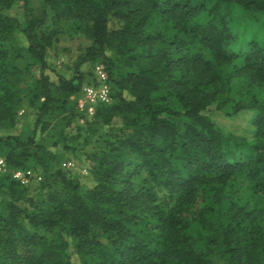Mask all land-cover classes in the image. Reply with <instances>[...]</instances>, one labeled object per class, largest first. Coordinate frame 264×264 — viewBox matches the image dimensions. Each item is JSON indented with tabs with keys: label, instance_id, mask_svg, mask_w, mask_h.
I'll use <instances>...</instances> for the list:
<instances>
[{
	"label": "trees",
	"instance_id": "trees-1",
	"mask_svg": "<svg viewBox=\"0 0 264 264\" xmlns=\"http://www.w3.org/2000/svg\"><path fill=\"white\" fill-rule=\"evenodd\" d=\"M12 2L21 3L22 21L7 13ZM44 2L57 19L90 23L82 62L103 65L112 98L93 117L108 125L120 116L122 127L91 154L92 187L52 166L54 154L35 134L51 125L43 119L51 108L76 111L80 63L71 78L54 74L45 58L52 36L36 31L28 0H0V39L16 29L24 36L41 70L42 98L32 136L0 137V152L10 170L41 167L46 192L29 199L27 212L12 204L27 188L0 176L12 201L0 222V264H264V205L239 203L234 194L242 179L253 197H264V100L241 93L235 100L226 76L264 86V42L245 43L234 30L240 15L264 25V0ZM202 13L207 20L191 25ZM210 104H232L229 117L253 114L252 139L220 130L204 114ZM200 192L203 205L191 212ZM15 240L30 253L18 254Z\"/></svg>",
	"mask_w": 264,
	"mask_h": 264
},
{
	"label": "rangeland",
	"instance_id": "rangeland-1",
	"mask_svg": "<svg viewBox=\"0 0 264 264\" xmlns=\"http://www.w3.org/2000/svg\"><path fill=\"white\" fill-rule=\"evenodd\" d=\"M28 3L39 22L36 31L45 34L50 33L52 36V42L45 50L48 68L54 74L71 78L76 74L75 66L80 63L82 85L89 83L93 66L100 64L90 61L82 62L87 48L92 44L90 23L72 17L57 19L54 17L52 8L44 0H28ZM7 13L16 20L22 21L21 3L12 2ZM206 20L207 15L202 13L190 24L203 23ZM234 30H237L240 36L244 38L245 43L251 40L264 42V25L254 19L247 20L244 15L238 16ZM27 46L24 36L18 29L8 39H0V137L13 135L22 141H26L32 136L38 106L42 101L40 90L36 84L41 70L27 52ZM45 73H49V70H45ZM226 76H228V84L231 86V93L235 100L240 93L254 95L264 100V86L251 84L244 76L235 77L227 72ZM231 107L232 104H228L223 109L218 110L215 104H210L206 107L204 114L209 116L223 132L235 133L251 140L254 134L253 114L240 113L234 117H229L226 112H230ZM65 116L68 117L66 120L63 119ZM43 119L51 125L44 130L38 129L34 139L35 142L46 145L52 151L54 154L51 161L52 166L64 172L68 178L76 179L82 187H92L94 180L90 171L94 163L91 154L99 153L104 146V141L112 137L113 134L119 133L122 127L121 117H114L110 124L104 125L97 118L88 117L77 111L69 109L66 113H61L60 110L51 108ZM64 148L69 150H63ZM0 154L2 153L0 152ZM124 158L130 165L137 162V157L134 154H124ZM68 161L74 163L72 170L66 167ZM83 168L87 173L82 174ZM27 170H33L35 175L24 186L27 188L24 198L15 200L12 204L31 212L32 206L29 199L35 200L37 193L45 194L46 192L39 189L42 180H44L43 169L37 167ZM143 177L144 174H140L137 180L141 181ZM0 183L8 184L6 179L0 180ZM158 194L161 196L163 192ZM234 194L239 203L248 202L251 206L264 205V197L260 195L253 197L247 183L242 179L235 182ZM9 202L12 201L7 191L2 188L0 190V222L8 215L7 204ZM202 205V193L200 192L190 211L195 213ZM8 220L10 219L8 218ZM20 224L25 226L26 222L21 220ZM2 228L0 224V246L4 243ZM4 235L6 236L5 233ZM91 235L101 243L107 244L105 235L98 228H92ZM13 242L18 254L27 255L30 253L28 246L22 241L15 240Z\"/></svg>",
	"mask_w": 264,
	"mask_h": 264
},
{
	"label": "built area",
	"instance_id": "built-area-1",
	"mask_svg": "<svg viewBox=\"0 0 264 264\" xmlns=\"http://www.w3.org/2000/svg\"><path fill=\"white\" fill-rule=\"evenodd\" d=\"M74 98L76 111L88 117L94 116L97 106L111 103V90L107 81L106 71L102 64H95L93 66L91 81L84 84L80 93ZM66 167L72 170L74 163L68 161ZM81 172L82 174L87 173L84 168ZM3 174H8L12 181L22 186H26L35 175L31 170L8 169L5 157L0 154V176Z\"/></svg>",
	"mask_w": 264,
	"mask_h": 264
}]
</instances>
